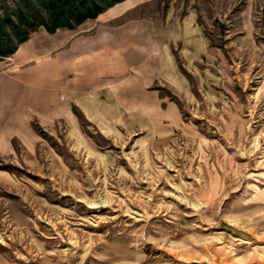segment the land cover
I'll use <instances>...</instances> for the list:
<instances>
[{"label":"rangeland","instance_id":"374dc122","mask_svg":"<svg viewBox=\"0 0 264 264\" xmlns=\"http://www.w3.org/2000/svg\"><path fill=\"white\" fill-rule=\"evenodd\" d=\"M172 2L196 11L212 53L178 61L193 96L170 95L168 131L66 94V31L30 35L36 111L26 95L0 147V264H264V0H140L116 24Z\"/></svg>","mask_w":264,"mask_h":264},{"label":"crops","instance_id":"0c3cea01","mask_svg":"<svg viewBox=\"0 0 264 264\" xmlns=\"http://www.w3.org/2000/svg\"><path fill=\"white\" fill-rule=\"evenodd\" d=\"M138 1L126 0L79 26L92 22L90 32L83 36L72 33L74 30H62L66 32H61L56 47L66 46L67 53L61 54L60 84L66 94L71 93L77 100H94L100 96L108 99L130 115L131 121L148 120L159 133L160 129L176 128L180 121V112L170 95L184 99L193 96L189 79L178 61L184 59L191 67L198 58L210 56L212 47L198 24L196 11L182 12L174 2L156 20L133 16L127 17L124 24H116L129 11L133 12ZM25 44L11 55L14 66L5 69V61L9 59L0 61L1 148L9 146L7 139L13 134L12 125L22 120L26 95L29 112L36 111L37 67L29 64L37 55L27 53ZM21 59L28 61L26 69L20 68ZM66 72L76 75L70 79ZM45 81L53 85V74L45 76ZM74 86L77 93L70 91ZM193 101L189 99L190 104ZM165 122L169 123L164 125Z\"/></svg>","mask_w":264,"mask_h":264},{"label":"trees","instance_id":"16d2710c","mask_svg":"<svg viewBox=\"0 0 264 264\" xmlns=\"http://www.w3.org/2000/svg\"><path fill=\"white\" fill-rule=\"evenodd\" d=\"M126 0H0V61L40 28L75 30Z\"/></svg>","mask_w":264,"mask_h":264},{"label":"bare ground","instance_id":"6f19581e","mask_svg":"<svg viewBox=\"0 0 264 264\" xmlns=\"http://www.w3.org/2000/svg\"><path fill=\"white\" fill-rule=\"evenodd\" d=\"M128 5V4H127Z\"/></svg>","mask_w":264,"mask_h":264}]
</instances>
